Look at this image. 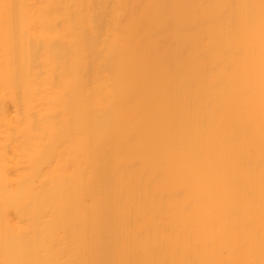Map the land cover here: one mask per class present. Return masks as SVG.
Here are the masks:
<instances>
[{
	"label": "bare ground",
	"instance_id": "1",
	"mask_svg": "<svg viewBox=\"0 0 264 264\" xmlns=\"http://www.w3.org/2000/svg\"><path fill=\"white\" fill-rule=\"evenodd\" d=\"M0 264H264V0H0Z\"/></svg>",
	"mask_w": 264,
	"mask_h": 264
}]
</instances>
